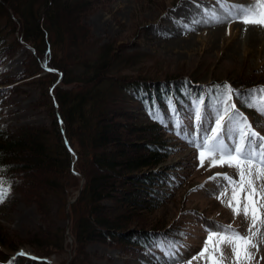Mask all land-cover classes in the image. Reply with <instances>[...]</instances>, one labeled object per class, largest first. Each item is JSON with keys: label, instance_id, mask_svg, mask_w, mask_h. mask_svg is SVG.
Listing matches in <instances>:
<instances>
[{"label": "trees", "instance_id": "obj_1", "mask_svg": "<svg viewBox=\"0 0 264 264\" xmlns=\"http://www.w3.org/2000/svg\"><path fill=\"white\" fill-rule=\"evenodd\" d=\"M90 4L0 0V65L22 44L30 47L36 71L42 66L58 71L34 79L48 101V122L0 129V179L10 186L7 197L17 194L33 203L41 219L16 245L0 229V264H53L52 254L64 264L69 243L65 227L56 225L60 219L68 221L72 236L68 264H98L86 250L94 242L130 255L156 250L159 243L180 245L186 237L179 221L166 226L153 214L179 184L176 165L163 166L179 142L168 122L183 120L178 114L187 99L216 101L224 95L217 86L225 82L202 87L180 76L123 74L128 57L111 43L91 41L81 23ZM259 81L227 83L231 101L247 118L250 114L254 127L256 115L248 106L254 90L264 87ZM139 106L144 114L129 111ZM157 110L162 120L153 118ZM81 178L79 195L66 210ZM18 245H27L34 256L13 259Z\"/></svg>", "mask_w": 264, "mask_h": 264}, {"label": "rangeland", "instance_id": "obj_2", "mask_svg": "<svg viewBox=\"0 0 264 264\" xmlns=\"http://www.w3.org/2000/svg\"><path fill=\"white\" fill-rule=\"evenodd\" d=\"M224 2L264 11V0ZM90 3L89 9L81 17V23L91 36V41H96L97 45L111 43L115 50L121 51L118 54L125 59L128 57L129 63L126 61L125 65L122 64L125 68L123 74H138L154 79L180 76L195 80L202 87L210 83H234L237 79L247 78L264 83V26L245 24L231 18L223 23H214L209 19L212 12L218 15L223 13L217 0H90ZM250 31L258 36L249 38ZM31 52L29 46L20 44L14 55L0 65L1 130L44 125L50 119L48 101L40 95V83L36 84L34 79L45 76L47 72L58 71L48 66L36 71L30 59ZM223 96H215L216 101H210L214 98L210 97L207 104L196 98L187 99L178 114V117L183 116V120L172 117L168 122L179 142L177 152L163 166L176 165L179 184L173 197L153 214L166 226L174 221L181 223L186 230L182 244L159 243L156 244V250L124 255L118 249L94 242L86 250L98 264H214V261L218 264H264V223L258 220L252 227L251 215L246 218L243 214L245 195L249 191L246 184L245 192L237 187L240 215H234L228 207L229 201H232L233 187L240 185L238 169L227 164L220 166L219 162L217 166H211L212 159L219 161V157L207 152L201 166L200 152L188 142V139H192L195 143H201L205 135H211L208 129L215 128V115L222 107ZM255 98L250 99L254 101ZM198 105L200 121L195 116ZM169 110L167 108L166 111ZM234 110L238 111L236 107ZM249 110H253L256 115L254 125L257 127L253 130L264 137V115L253 107H249ZM129 111L139 115L145 113L140 106L130 107ZM247 116L251 124L250 114ZM177 121L190 134L187 139L177 134ZM226 122L227 117L223 123ZM225 142L230 143L228 140ZM131 153L127 151V155ZM225 174L229 179L224 178ZM252 180L255 189L252 200L256 206L264 205V178L255 179L253 176ZM232 203L234 207L237 206L236 201ZM252 206H249L250 211ZM258 213L264 216V207H258ZM40 220L36 206L24 203L17 194L9 195L0 203V229L15 245L24 240L29 231L35 230ZM56 221L57 226L65 227V239L69 247L64 264H68L72 242L68 221ZM218 225H231L245 236L250 235V228L252 231L259 229L251 241L258 247L247 249V260L243 252L237 259L231 246L215 239L204 251L205 241ZM213 247L220 250L213 251ZM16 248L12 256L14 259L17 255L34 256L33 250L27 245H18ZM48 260L53 264L59 263L58 256L54 254Z\"/></svg>", "mask_w": 264, "mask_h": 264}, {"label": "snow or ice", "instance_id": "obj_3", "mask_svg": "<svg viewBox=\"0 0 264 264\" xmlns=\"http://www.w3.org/2000/svg\"><path fill=\"white\" fill-rule=\"evenodd\" d=\"M217 3L223 9V13L218 15L215 11L212 12L209 19L215 23H223L226 19L231 18L245 24L264 26V11H256L253 7L249 6L239 7L229 5L224 0H217ZM205 22L207 23L208 21ZM217 87L223 89L224 96L221 100L222 107L217 110L215 115V128L208 129L211 135H205L203 142L195 143L192 139H188V142L193 144L200 152L201 166H203V157L205 152H207L219 157V161L212 159L211 166H217L219 162L220 166L227 164L229 167L238 169L240 185L233 187L232 196V201H236L237 206L234 207L232 201H229L228 207L232 209L234 215H240V208L238 207L240 201L237 196V187H239L241 192H245L244 186L246 184L249 191L245 195L246 203L243 207V214L246 218L251 215L252 227H255L258 220L264 223V216H260L258 213V207H264V205L256 206L252 200V196L255 194L252 177L255 176V179L264 178V137L253 130V125L248 122L247 117L241 112L234 110V104L229 103L232 97L231 86L225 83ZM254 91L257 95L254 101L252 99L249 100V107L255 108L261 115H264V87ZM205 109V115L207 116L206 105ZM195 116L197 121L201 120L199 105ZM225 117H227L226 124L223 123ZM153 118L162 120V117L158 115V110L153 112ZM176 127L178 135H182L186 139L189 137L190 134L186 128L181 127L180 121H177ZM221 132H223L222 135ZM226 140L230 141V143H226ZM224 178L229 179L226 174ZM5 183L6 181L0 179V203L5 201L10 192V186L5 187ZM230 183L233 182L230 181ZM250 205H253L251 211L249 209ZM249 232L250 235L245 236L232 228L231 225H218L215 230L210 232L205 241L204 251L208 250L209 243L215 239L218 242L231 246L232 253L237 259H239L241 252H243L244 258L247 260V249L258 247L257 244L251 241L258 234L259 229L252 231V228H250ZM219 250V248L213 247V251ZM201 254L203 255V252ZM214 264H218V262L214 261Z\"/></svg>", "mask_w": 264, "mask_h": 264}, {"label": "water", "instance_id": "obj_4", "mask_svg": "<svg viewBox=\"0 0 264 264\" xmlns=\"http://www.w3.org/2000/svg\"><path fill=\"white\" fill-rule=\"evenodd\" d=\"M74 160H75V156H74ZM72 171H73V170H72ZM73 172H74V171H73ZM83 182H84V179L81 178L80 186H79L78 191L76 192V195H75L71 200L68 201L67 205H69L71 202H73V201L76 199V197L79 195V192H80V190H81V187H82Z\"/></svg>", "mask_w": 264, "mask_h": 264}, {"label": "bare ground", "instance_id": "obj_5", "mask_svg": "<svg viewBox=\"0 0 264 264\" xmlns=\"http://www.w3.org/2000/svg\"><path fill=\"white\" fill-rule=\"evenodd\" d=\"M194 16H195V15H194ZM214 23H215V22H214ZM260 29H261V28H260ZM259 35H260V34H259ZM261 35H262V34H261ZM255 36H256V33H255L254 31H253V32L250 31L249 34H248V37H249V38H254ZM257 36H258V35H257ZM257 36H256V37H257Z\"/></svg>", "mask_w": 264, "mask_h": 264}]
</instances>
